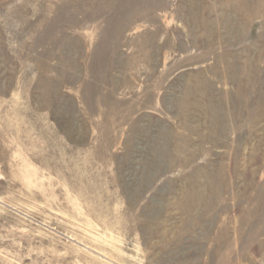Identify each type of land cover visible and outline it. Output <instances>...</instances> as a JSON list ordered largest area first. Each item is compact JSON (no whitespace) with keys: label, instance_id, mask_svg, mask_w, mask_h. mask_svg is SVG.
Returning <instances> with one entry per match:
<instances>
[{"label":"rangeland","instance_id":"1","mask_svg":"<svg viewBox=\"0 0 264 264\" xmlns=\"http://www.w3.org/2000/svg\"><path fill=\"white\" fill-rule=\"evenodd\" d=\"M0 264H264V0H0Z\"/></svg>","mask_w":264,"mask_h":264}]
</instances>
